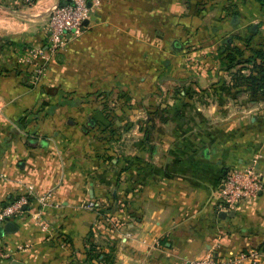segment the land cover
<instances>
[{
	"label": "crops",
	"instance_id": "1",
	"mask_svg": "<svg viewBox=\"0 0 264 264\" xmlns=\"http://www.w3.org/2000/svg\"><path fill=\"white\" fill-rule=\"evenodd\" d=\"M60 1L0 0V207L31 196L0 264H264V188L221 216L228 170L264 179V94L223 69L264 48L261 1L87 0L95 20L52 54Z\"/></svg>",
	"mask_w": 264,
	"mask_h": 264
},
{
	"label": "built area",
	"instance_id": "2",
	"mask_svg": "<svg viewBox=\"0 0 264 264\" xmlns=\"http://www.w3.org/2000/svg\"><path fill=\"white\" fill-rule=\"evenodd\" d=\"M31 1V0H27ZM92 8L87 0H65L54 4L48 11L47 27L49 31L48 50L55 54L64 49L67 34L78 33L83 28V22L90 18ZM45 75V68L38 67L36 77ZM223 210H234L241 202L257 197L264 188L263 174L258 167L248 165L239 169H230L223 179ZM52 197L51 192L37 195L36 199L43 208L47 207ZM30 194H22L0 207V226L7 221L24 215L30 206ZM94 202L88 204L93 207ZM12 250L7 246L4 236H0V261L11 259ZM248 261V263H245ZM261 252L253 249L239 253L229 250L222 255L207 253L194 264H259Z\"/></svg>",
	"mask_w": 264,
	"mask_h": 264
},
{
	"label": "trees",
	"instance_id": "3",
	"mask_svg": "<svg viewBox=\"0 0 264 264\" xmlns=\"http://www.w3.org/2000/svg\"><path fill=\"white\" fill-rule=\"evenodd\" d=\"M260 1L264 7V0ZM6 39L8 40V37ZM224 52H226L225 49L223 50V53ZM225 64L227 65V68H225L224 66V70H231L238 65H241V67H243L241 69H245L244 67L250 65L251 69L248 76L244 77L243 75H239L235 78L237 80V84L238 81H241V79H243V82H240L239 85H246L248 89L254 93L264 94V48L253 50L252 54L249 56H245L244 52L241 49L234 48L231 52L225 55ZM254 69H257L256 73H253ZM237 84L234 82V85ZM50 89H53L54 91L56 90V88ZM91 97L92 95H89L85 98L80 99L79 101L86 102ZM57 105L58 104L52 106L50 105L44 111L40 110L37 113L28 112L21 118L20 123L23 124L25 120L29 121L31 119H39L40 117L50 116L54 113Z\"/></svg>",
	"mask_w": 264,
	"mask_h": 264
},
{
	"label": "water",
	"instance_id": "4",
	"mask_svg": "<svg viewBox=\"0 0 264 264\" xmlns=\"http://www.w3.org/2000/svg\"><path fill=\"white\" fill-rule=\"evenodd\" d=\"M93 6V2L92 1H88V7L92 8ZM97 15V14H96ZM96 16H91L90 18H86L83 22V28L82 29H85L91 20H95ZM234 214V210H232L230 213L227 212V211H222L221 212V216L222 217H226L228 215L232 216ZM15 227V223L11 220L7 221L4 225H1L0 226V236H5L6 234L8 233H11L14 231V228ZM12 264H22L20 261L18 260H14L12 262Z\"/></svg>",
	"mask_w": 264,
	"mask_h": 264
},
{
	"label": "rangeland",
	"instance_id": "5",
	"mask_svg": "<svg viewBox=\"0 0 264 264\" xmlns=\"http://www.w3.org/2000/svg\"><path fill=\"white\" fill-rule=\"evenodd\" d=\"M226 66L227 65H225V68H227ZM241 68H243V67H241V65H238V66L232 68L231 70H226L225 69V71L228 72L229 74L233 75V77H235V78L237 76H239V75H243L244 77L248 76V74L250 73V69H251L250 68V65H248L247 67H244L245 69H241ZM256 72H257V69H254V72L253 73H256ZM235 78H234V80H235ZM240 82H243V79H241ZM240 82H238V84ZM240 90H243V89L241 88ZM249 98H251V97H249ZM114 99L116 100V102H119V103H121L122 100H123V99L118 98V97H116ZM137 115H139V114L138 113H133V116H132L133 120H139V118L137 117ZM135 136H137V135H135ZM256 250H259L261 252V248H256Z\"/></svg>",
	"mask_w": 264,
	"mask_h": 264
}]
</instances>
